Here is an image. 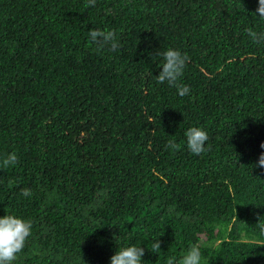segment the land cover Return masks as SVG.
Masks as SVG:
<instances>
[{
    "label": "trees",
    "instance_id": "16d2710c",
    "mask_svg": "<svg viewBox=\"0 0 264 264\" xmlns=\"http://www.w3.org/2000/svg\"><path fill=\"white\" fill-rule=\"evenodd\" d=\"M86 2L0 0V217L32 223L14 264H109L131 244L141 264L193 244L201 264H264L259 0ZM169 48L188 57L184 96L157 82ZM189 127L208 134L200 154Z\"/></svg>",
    "mask_w": 264,
    "mask_h": 264
},
{
    "label": "clouds",
    "instance_id": "9594fccd",
    "mask_svg": "<svg viewBox=\"0 0 264 264\" xmlns=\"http://www.w3.org/2000/svg\"><path fill=\"white\" fill-rule=\"evenodd\" d=\"M94 6L95 0H87L85 8ZM256 12L259 16L264 17V0H259ZM248 36L257 43L264 42V32L257 33L251 28L246 29ZM89 37L92 43L97 45L98 50L103 49L106 45L111 50L117 49L120 45L117 42V36L113 30L91 29ZM163 63L162 70L156 76L158 83L167 81L170 86L177 87L178 94L184 96L190 91L187 85H178L176 82L183 75V70L188 60L186 54L169 48L162 54ZM184 135L186 137L187 148L194 154H200L205 151V142L208 140V134L200 127H189ZM167 147L178 150L180 145L174 141H169ZM260 147L264 149V141ZM17 163L16 153H9L2 161L3 167L15 165ZM258 166L264 169V152H261L258 158ZM23 196H30L31 190L22 189ZM261 235H264V222L257 223ZM32 235V223L13 214H5L0 217V264H14L18 259V254L25 247L28 238ZM160 250V242L156 240L151 247V251ZM144 249L140 246L131 244L126 247L116 249L115 253L110 257L109 264H141ZM201 249L198 245L193 244L189 247L187 254L182 260L177 261L175 257H168L166 264H201ZM83 264V262H82Z\"/></svg>",
    "mask_w": 264,
    "mask_h": 264
}]
</instances>
